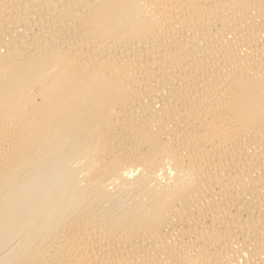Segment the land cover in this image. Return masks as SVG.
<instances>
[{
  "label": "bare ground",
  "instance_id": "bare-ground-1",
  "mask_svg": "<svg viewBox=\"0 0 264 264\" xmlns=\"http://www.w3.org/2000/svg\"><path fill=\"white\" fill-rule=\"evenodd\" d=\"M0 264H264V0H0Z\"/></svg>",
  "mask_w": 264,
  "mask_h": 264
}]
</instances>
